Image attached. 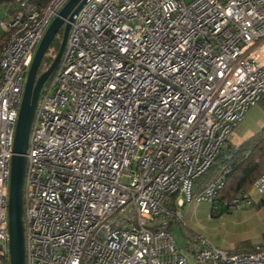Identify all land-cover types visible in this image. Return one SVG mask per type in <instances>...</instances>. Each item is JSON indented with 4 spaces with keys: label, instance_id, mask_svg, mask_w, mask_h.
Listing matches in <instances>:
<instances>
[{
    "label": "built area",
    "instance_id": "2783aa9c",
    "mask_svg": "<svg viewBox=\"0 0 264 264\" xmlns=\"http://www.w3.org/2000/svg\"><path fill=\"white\" fill-rule=\"evenodd\" d=\"M0 22V264L20 103L36 49L69 0H14ZM264 97V0H90L44 82L26 151L24 264H264V239L178 250L181 209L213 205L223 169L195 189ZM264 196V173L253 183ZM250 206L240 194L229 209ZM211 209L214 210V206Z\"/></svg>",
    "mask_w": 264,
    "mask_h": 264
},
{
    "label": "water",
    "instance_id": "95a60500",
    "mask_svg": "<svg viewBox=\"0 0 264 264\" xmlns=\"http://www.w3.org/2000/svg\"><path fill=\"white\" fill-rule=\"evenodd\" d=\"M90 0H69L59 11L58 16L52 21L40 41L32 64L29 68L22 99L20 103L18 118L15 126L13 141V156L10 163V178L8 191V231H9V264H24V242H23V210L22 189L23 176L26 163V151L28 135L39 98L40 90L55 69L63 53L70 23L74 16ZM63 28L62 39L59 50L49 68L37 77L38 69L42 59L55 36ZM37 77V78H36Z\"/></svg>",
    "mask_w": 264,
    "mask_h": 264
},
{
    "label": "rangeland",
    "instance_id": "374dc122",
    "mask_svg": "<svg viewBox=\"0 0 264 264\" xmlns=\"http://www.w3.org/2000/svg\"><path fill=\"white\" fill-rule=\"evenodd\" d=\"M186 4L194 0H183ZM6 6L0 7V22L4 19ZM3 31L0 28V38ZM62 39V30L55 36L53 42L45 53L38 74L45 72L54 60ZM5 36H3V42ZM3 46V45H2ZM1 50V49H0ZM264 99V97L262 98ZM264 127V105L263 102L256 103L249 108L241 124L233 131V138L236 140L245 133L257 132ZM231 137V135H230ZM230 144V143H229ZM201 182V181H200ZM199 183V181H198ZM198 183L194 186L198 187ZM251 203L257 204L262 196H259L254 189L248 192ZM252 205V204H251ZM214 206V210L211 209ZM228 204L215 200L213 205L203 202L198 206L184 207L181 212L184 217V223L173 224L170 226L171 235L179 251L187 258L191 259L187 243L193 244V238L200 237L212 239L215 242H244L246 240L256 239L258 237L257 229L248 230L244 221L233 219L231 215H225L228 212ZM239 210V209H238ZM222 215V216H220Z\"/></svg>",
    "mask_w": 264,
    "mask_h": 264
},
{
    "label": "trees",
    "instance_id": "16d2710c",
    "mask_svg": "<svg viewBox=\"0 0 264 264\" xmlns=\"http://www.w3.org/2000/svg\"><path fill=\"white\" fill-rule=\"evenodd\" d=\"M14 2L0 0V7L6 6L5 11H11L15 9ZM3 36L0 38V49L4 43ZM259 102L264 105V99ZM223 169H229V173L216 200L229 204L240 194L248 195L255 180L264 173V127L237 147L227 142L209 170L199 178V186L195 189L207 186Z\"/></svg>",
    "mask_w": 264,
    "mask_h": 264
},
{
    "label": "crops",
    "instance_id": "0c3cea01",
    "mask_svg": "<svg viewBox=\"0 0 264 264\" xmlns=\"http://www.w3.org/2000/svg\"><path fill=\"white\" fill-rule=\"evenodd\" d=\"M257 132L245 133L236 140L233 138V133H232L228 142L231 145L237 147ZM225 215H229V216L231 215L232 221L233 219L235 220L240 219L244 221V224L246 225V227H248V230L257 229L258 237L256 239L246 240L240 243L234 241L218 243L212 239H206V241L212 246L222 250L239 251V250L248 249L252 245L259 243L264 239V196H262L261 200L257 204L252 203V205L250 206L241 204L239 210L229 209Z\"/></svg>",
    "mask_w": 264,
    "mask_h": 264
},
{
    "label": "flooded vegetation",
    "instance_id": "af4514ba",
    "mask_svg": "<svg viewBox=\"0 0 264 264\" xmlns=\"http://www.w3.org/2000/svg\"><path fill=\"white\" fill-rule=\"evenodd\" d=\"M61 30H62V34H63V28H62ZM37 77H39V74H38V73H37ZM37 77H36V78H37Z\"/></svg>",
    "mask_w": 264,
    "mask_h": 264
}]
</instances>
